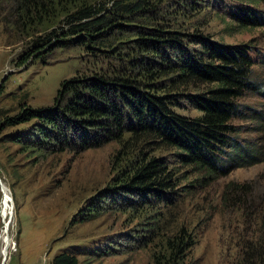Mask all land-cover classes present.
Instances as JSON below:
<instances>
[{"label": "rangeland", "instance_id": "obj_1", "mask_svg": "<svg viewBox=\"0 0 264 264\" xmlns=\"http://www.w3.org/2000/svg\"><path fill=\"white\" fill-rule=\"evenodd\" d=\"M151 4L148 14L157 22L194 26L189 32L198 29L219 42L248 47L255 87L239 101L232 124L239 131L237 140L264 152V120H260L264 116V3L151 0ZM249 13L252 25L241 28L242 15ZM63 26L67 25L57 20L35 25L22 37L0 21V124L24 105L51 107L62 82L77 73L124 65L106 49L90 50L70 41L68 47L47 54L43 50L39 59L23 63L39 38ZM126 29L124 38L140 28ZM176 108L186 117L200 116L185 100ZM33 122L0 130V179L9 189L7 196L0 184V264H51L62 253L76 256L79 264H155V255H167V241L182 230L194 243L183 264H244L245 245L263 233L264 220L258 211L264 206V160L202 185L197 175L184 179L186 170L178 163V153L157 149L153 153L178 172L180 191L174 198L167 197V203L145 204L140 195L112 192L121 168L119 143L86 151H60L49 145L43 150L18 137L29 138L24 135ZM109 196L115 197V204L108 202Z\"/></svg>", "mask_w": 264, "mask_h": 264}, {"label": "trees", "instance_id": "obj_2", "mask_svg": "<svg viewBox=\"0 0 264 264\" xmlns=\"http://www.w3.org/2000/svg\"><path fill=\"white\" fill-rule=\"evenodd\" d=\"M92 1L0 0L1 23L11 25L22 37L35 25L55 24V20L67 25L39 38L34 51L22 58L24 64L39 59L43 50L47 54L68 47V41L90 50L106 49L124 63L108 71L77 73L62 82L51 107L24 105L4 119L0 130L34 121L24 135L29 138L18 137L43 150L49 145L60 151H86L119 143L121 168L112 192L140 195L145 204L167 203L180 191L176 189L178 172L153 153L157 149L178 153V163L186 170L184 179L197 175L202 185L264 160L263 151L236 139L239 131L232 124L239 114V101L255 87L254 62L247 46L219 42L198 29L189 32L194 26L157 22L148 14L151 0ZM250 14L242 15L241 28L252 25ZM126 28L140 29L124 38ZM182 100L200 116L180 114L176 107ZM260 120H264L262 114ZM109 197L108 202L115 204V197ZM258 214L264 220V206ZM252 240L244 247L243 262L264 264V227ZM191 242L183 230L175 234L167 241V255H155V264H183L194 245ZM79 263L68 253L51 262Z\"/></svg>", "mask_w": 264, "mask_h": 264}, {"label": "bare ground", "instance_id": "obj_3", "mask_svg": "<svg viewBox=\"0 0 264 264\" xmlns=\"http://www.w3.org/2000/svg\"><path fill=\"white\" fill-rule=\"evenodd\" d=\"M0 184H1L2 188L5 190L6 195L8 196L9 193H7V192H8L9 189H7V187L3 184L2 181H1ZM3 189H2V190H3ZM4 254H6V252H4Z\"/></svg>", "mask_w": 264, "mask_h": 264}, {"label": "water", "instance_id": "obj_4", "mask_svg": "<svg viewBox=\"0 0 264 264\" xmlns=\"http://www.w3.org/2000/svg\"><path fill=\"white\" fill-rule=\"evenodd\" d=\"M0 183H1V179H0Z\"/></svg>", "mask_w": 264, "mask_h": 264}]
</instances>
